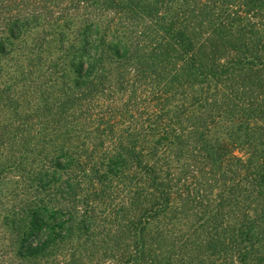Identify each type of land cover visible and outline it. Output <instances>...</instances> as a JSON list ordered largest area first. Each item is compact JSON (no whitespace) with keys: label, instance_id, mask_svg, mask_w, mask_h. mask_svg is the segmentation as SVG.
Wrapping results in <instances>:
<instances>
[{"label":"trees","instance_id":"16d2710c","mask_svg":"<svg viewBox=\"0 0 264 264\" xmlns=\"http://www.w3.org/2000/svg\"><path fill=\"white\" fill-rule=\"evenodd\" d=\"M0 24V180L23 178L27 252L264 263V0H0Z\"/></svg>","mask_w":264,"mask_h":264},{"label":"rangeland","instance_id":"374dc122","mask_svg":"<svg viewBox=\"0 0 264 264\" xmlns=\"http://www.w3.org/2000/svg\"><path fill=\"white\" fill-rule=\"evenodd\" d=\"M7 35V30L5 26L0 24V37H4ZM23 51V49H21ZM20 51V52H21ZM0 62L3 66L4 70H2V76L0 77V118L4 115V113L9 112L13 105L7 97L9 96V91L5 89V81L10 78V68L14 69V62L10 60L9 57H6L3 54H0ZM33 94V93H32ZM8 100V102L6 101ZM21 101V102H20ZM19 104L22 105L21 109L25 107H29L32 103L20 100ZM22 111V110H19ZM2 151H6L5 149ZM21 176V174H20ZM18 174L14 177L7 176L0 180V264H59L62 263L60 257H64L67 250L63 247H55L53 250L50 249L46 254L47 259L42 257L41 255H33L27 252V248L29 245L36 246L39 243L35 237L27 238L29 220L26 218L25 210H21L23 208V201H25V192H22L23 189V178H20ZM19 212V213H17ZM16 213V217H13V214ZM14 218L20 221H12ZM196 218H194V214L192 211H186L185 216H183L182 223L187 228L188 226H193ZM188 229V228H187ZM190 231V230H189ZM187 231V234L190 233ZM178 232V231H177ZM230 239V236H226V240ZM126 241V239H124ZM229 244V243H228ZM119 247L120 244L117 242L110 243V247ZM123 248H126L125 243L122 244ZM104 248V247H103ZM103 248L98 247L91 249L93 252L95 251V255L93 259L87 261H80L77 264H105L101 263L99 260L103 255ZM258 249V253L264 256V240L255 246ZM175 249H171L169 252L164 251L168 256H171ZM180 251V250H179ZM251 251V247L245 248L243 250L244 253H249ZM191 250L189 246H185V249L181 251L187 257V261L190 260L189 256L191 254ZM202 254L199 260H195L191 263H152V264H264V263H240L235 259L236 253L234 251V247L231 244L226 245L225 250H218V252H212L214 256L212 257H204L207 255L206 250H202L200 252ZM251 255V254H249ZM99 258V259H98ZM96 259V260H95ZM93 260V261H92ZM95 260V261H94ZM99 260V261H98ZM98 261V263H94ZM129 264V263H127ZM137 264V263H135Z\"/></svg>","mask_w":264,"mask_h":264}]
</instances>
